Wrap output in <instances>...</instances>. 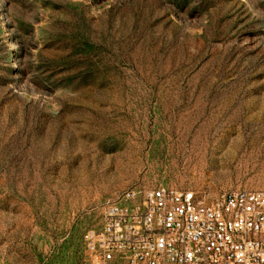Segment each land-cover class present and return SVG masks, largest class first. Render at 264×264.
I'll use <instances>...</instances> for the list:
<instances>
[{
    "label": "rangeland",
    "instance_id": "1",
    "mask_svg": "<svg viewBox=\"0 0 264 264\" xmlns=\"http://www.w3.org/2000/svg\"><path fill=\"white\" fill-rule=\"evenodd\" d=\"M160 186L264 190V0H0V264Z\"/></svg>",
    "mask_w": 264,
    "mask_h": 264
},
{
    "label": "built area",
    "instance_id": "2",
    "mask_svg": "<svg viewBox=\"0 0 264 264\" xmlns=\"http://www.w3.org/2000/svg\"><path fill=\"white\" fill-rule=\"evenodd\" d=\"M86 235L91 264H264V190L129 189Z\"/></svg>",
    "mask_w": 264,
    "mask_h": 264
}]
</instances>
